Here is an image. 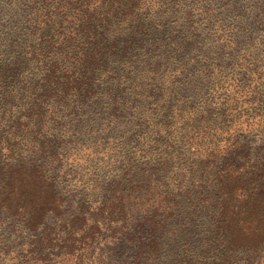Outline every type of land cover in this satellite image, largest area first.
Returning <instances> with one entry per match:
<instances>
[{
  "label": "trees",
  "instance_id": "16d2710c",
  "mask_svg": "<svg viewBox=\"0 0 264 264\" xmlns=\"http://www.w3.org/2000/svg\"><path fill=\"white\" fill-rule=\"evenodd\" d=\"M0 264H264V0H0Z\"/></svg>",
  "mask_w": 264,
  "mask_h": 264
}]
</instances>
